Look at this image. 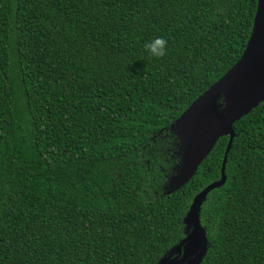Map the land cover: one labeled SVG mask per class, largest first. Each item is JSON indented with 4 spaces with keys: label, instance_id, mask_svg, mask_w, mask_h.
<instances>
[{
    "label": "trees",
    "instance_id": "1",
    "mask_svg": "<svg viewBox=\"0 0 264 264\" xmlns=\"http://www.w3.org/2000/svg\"><path fill=\"white\" fill-rule=\"evenodd\" d=\"M256 5L0 0V264H157L184 238L228 138L163 195L168 128L238 61ZM233 127L200 212L202 264H264V102Z\"/></svg>",
    "mask_w": 264,
    "mask_h": 264
},
{
    "label": "water",
    "instance_id": "2",
    "mask_svg": "<svg viewBox=\"0 0 264 264\" xmlns=\"http://www.w3.org/2000/svg\"><path fill=\"white\" fill-rule=\"evenodd\" d=\"M264 102V0H257L252 30L238 61L170 124L177 163L163 187L170 195L186 185L221 137H227L220 178L197 193L184 218L185 236L157 264H202L209 249L200 212L209 193L226 182L234 124ZM161 132V131H160Z\"/></svg>",
    "mask_w": 264,
    "mask_h": 264
},
{
    "label": "clouds",
    "instance_id": "3",
    "mask_svg": "<svg viewBox=\"0 0 264 264\" xmlns=\"http://www.w3.org/2000/svg\"><path fill=\"white\" fill-rule=\"evenodd\" d=\"M144 48L151 57H162L167 51V40L162 36L154 37L145 43Z\"/></svg>",
    "mask_w": 264,
    "mask_h": 264
}]
</instances>
